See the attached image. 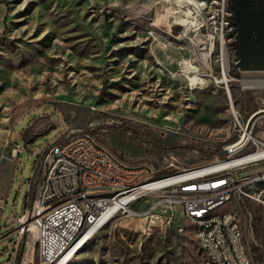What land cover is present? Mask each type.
I'll use <instances>...</instances> for the list:
<instances>
[{
  "label": "rangeland",
  "instance_id": "obj_1",
  "mask_svg": "<svg viewBox=\"0 0 264 264\" xmlns=\"http://www.w3.org/2000/svg\"><path fill=\"white\" fill-rule=\"evenodd\" d=\"M190 1L0 0V238L29 209L37 152L61 131L91 132L123 164L152 165L161 175L162 158L135 135L158 138L183 166L201 165L215 157L187 147L217 151L238 139L227 89L241 122L264 109V89L241 83L243 75L264 76V13L248 11L251 0ZM200 40L210 42L212 71L200 59ZM252 134L264 138V117ZM227 211L239 217L251 263L264 264V208L231 200L215 213ZM174 217L150 225L117 216L67 264H208L192 225L178 211ZM14 239L0 240V264H38L36 230L12 253Z\"/></svg>",
  "mask_w": 264,
  "mask_h": 264
},
{
  "label": "built area",
  "instance_id": "obj_2",
  "mask_svg": "<svg viewBox=\"0 0 264 264\" xmlns=\"http://www.w3.org/2000/svg\"><path fill=\"white\" fill-rule=\"evenodd\" d=\"M249 121V120H248ZM248 121L233 118L238 139L226 146L224 157H215L201 165H182L175 153L162 157L158 175L152 165L127 166L99 145L88 131H61L44 147L33 166L38 180L29 209L22 217L13 216L11 227L0 240L12 238L14 249L32 226L37 235L38 264H56L65 254V244L78 240L93 226L99 228L117 216L140 218L150 225L175 220L179 212L185 220H200L207 205L223 199H239L240 205L253 202L264 208V168L246 169L264 163V138L249 132ZM15 151H22L16 144ZM39 174V175H38ZM93 193V200H86ZM110 193V200H103ZM143 200V208L135 205ZM76 201H84L88 214L77 212ZM3 201H0V209ZM177 232H183L178 227ZM208 264H247L241 256L229 216L201 222L198 227Z\"/></svg>",
  "mask_w": 264,
  "mask_h": 264
},
{
  "label": "bare ground",
  "instance_id": "obj_3",
  "mask_svg": "<svg viewBox=\"0 0 264 264\" xmlns=\"http://www.w3.org/2000/svg\"><path fill=\"white\" fill-rule=\"evenodd\" d=\"M183 1H185V0H183ZM174 4H175V2H174ZM189 4H192V2L190 0H189ZM198 5H200V4H198ZM198 16H200V15H198ZM189 28H191V23L189 24ZM199 46H200L199 54L202 56V58H200L202 61V64L206 68V71H212L211 65H210L211 56H212L211 51H210V42L208 43L207 41H201L200 40ZM220 60H221L220 61L221 62V64H220V82L225 83L227 85V83L229 81L228 73H227L228 72V66H229V59H228V54L226 51L225 41H224L223 37H221V40H220ZM191 73H193V72H191ZM189 80L191 81V83H198V82H196V81H198L196 76L189 78ZM241 83H242L244 88H254V89H259V88L261 89L262 88V89H264V76L248 75V74L243 75L241 77ZM226 94H227V97L229 100L230 111H231L233 117H238L239 114L233 105V102H232L230 93L228 92V89L226 91ZM256 113H259V117L253 122L252 127L255 125L256 121L259 118L264 117V109H260V110L256 111L254 114L251 115V117L253 115H255ZM251 128L246 130L245 136L249 135ZM251 133H252V131H251ZM234 143L230 144L228 147H234L235 146ZM86 200H93V193H86ZM103 200H110V193H103ZM231 200H234L235 202L239 203V199H223L219 202H212V203L208 204L207 205V211L200 212V220H201V222H210V221L215 220L216 218H222V217L229 216V214L231 212L232 230L234 232V235H236V241L239 244L241 256H243L244 259H249L247 249L245 246V242L243 239L242 227H241L240 220H239V217L237 216V214L233 211H227V212L220 213V214L215 213V211L218 208H220L225 203H227ZM76 208H77L78 213L88 214V207L85 205L84 201H76ZM200 220H191V221L187 220L193 227V230H192L193 231V238L195 239L196 242H201V235H198V232H197L198 227H200ZM107 223H109V222H104V226ZM103 227L99 228L98 225H95L90 230L85 232L78 240H71V243L65 244V251H69V252L67 254H65L56 264H67L79 252V250L89 240H91V238L98 231H100ZM33 229L34 228L32 226L29 228L30 231H33ZM200 249L205 254V248H200ZM247 264H252V263L250 260H247Z\"/></svg>",
  "mask_w": 264,
  "mask_h": 264
},
{
  "label": "trees",
  "instance_id": "obj_4",
  "mask_svg": "<svg viewBox=\"0 0 264 264\" xmlns=\"http://www.w3.org/2000/svg\"><path fill=\"white\" fill-rule=\"evenodd\" d=\"M114 129L115 130L117 129V131H121V132H133V128L130 126H119V127L114 128ZM135 139L137 141H142V142L148 144L151 147L152 153L159 158H162L164 154H166L170 149H172L171 147L164 146L161 143V141L154 136L142 137L139 135H135ZM187 148H191L193 150H196L199 153L208 156L209 158L224 157L226 155V152L223 149H219L217 151H209V150H205L199 146H191V147H187ZM32 198H33V194H32L31 199H30V204H31Z\"/></svg>",
  "mask_w": 264,
  "mask_h": 264
},
{
  "label": "flooded vegetation",
  "instance_id": "obj_5",
  "mask_svg": "<svg viewBox=\"0 0 264 264\" xmlns=\"http://www.w3.org/2000/svg\"><path fill=\"white\" fill-rule=\"evenodd\" d=\"M247 10L250 11L251 13H254V12L264 13V0H251ZM241 14H242V12H240V15Z\"/></svg>",
  "mask_w": 264,
  "mask_h": 264
},
{
  "label": "water",
  "instance_id": "obj_6",
  "mask_svg": "<svg viewBox=\"0 0 264 264\" xmlns=\"http://www.w3.org/2000/svg\"><path fill=\"white\" fill-rule=\"evenodd\" d=\"M250 64H251V62H250L249 59H248L247 62H243V65H244V66H250ZM259 64H260V63H259ZM258 117H259V113H256L255 115H253L252 117H250V119H249V121H248L247 129H249V128L252 127L253 122H254ZM53 128H54V126H51V127H49L48 130L53 129ZM36 136H37V134H34V135L28 140L27 143H31V142H33V140L35 139ZM227 152H228V149L226 150V153H227Z\"/></svg>",
  "mask_w": 264,
  "mask_h": 264
},
{
  "label": "crops",
  "instance_id": "obj_7",
  "mask_svg": "<svg viewBox=\"0 0 264 264\" xmlns=\"http://www.w3.org/2000/svg\"><path fill=\"white\" fill-rule=\"evenodd\" d=\"M27 126H28V125H27ZM27 126H26V127H27ZM26 127H25V128H26ZM14 140H15L16 143L18 142V141H17L18 138H17L16 136H14ZM1 201H3V200H1ZM15 216H16V215H15ZM6 233H7V232H6ZM6 233H5V234H6ZM3 236H4V235H3ZM3 236H2V237H3ZM2 237H1V238H2ZM1 238H0V239H1ZM9 264H13V261H9Z\"/></svg>",
  "mask_w": 264,
  "mask_h": 264
}]
</instances>
